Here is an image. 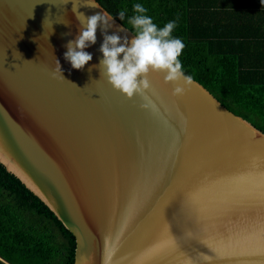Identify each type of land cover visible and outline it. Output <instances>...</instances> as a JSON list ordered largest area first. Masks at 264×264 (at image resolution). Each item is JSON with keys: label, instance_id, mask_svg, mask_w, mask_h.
<instances>
[{"label": "water", "instance_id": "95a60500", "mask_svg": "<svg viewBox=\"0 0 264 264\" xmlns=\"http://www.w3.org/2000/svg\"><path fill=\"white\" fill-rule=\"evenodd\" d=\"M73 5L110 14L97 0H0V163L74 235L75 264H264V133L193 78L152 73V105L128 100L88 70L102 26L73 69Z\"/></svg>", "mask_w": 264, "mask_h": 264}, {"label": "trees", "instance_id": "16d2710c", "mask_svg": "<svg viewBox=\"0 0 264 264\" xmlns=\"http://www.w3.org/2000/svg\"><path fill=\"white\" fill-rule=\"evenodd\" d=\"M97 1L134 34L129 20L135 3L145 5L158 28L175 21L172 35L185 43L179 58L184 74L264 133V65L251 64L258 56L257 37L247 29L260 2ZM75 254L74 235L0 163V264H75Z\"/></svg>", "mask_w": 264, "mask_h": 264}, {"label": "clouds", "instance_id": "9594fccd", "mask_svg": "<svg viewBox=\"0 0 264 264\" xmlns=\"http://www.w3.org/2000/svg\"><path fill=\"white\" fill-rule=\"evenodd\" d=\"M84 6L98 7L88 4ZM72 10L79 22L80 32L74 40L66 44L64 57L73 69L82 71L92 61V55L85 49L96 44L97 30L102 26L104 39L100 52L103 58L99 65H93L88 70L91 72L93 68H98L101 77L106 78L113 89L128 100L139 97L144 101L141 107L147 109L152 105L147 95V90L151 88L148 77L152 73L163 74L165 82L176 84L183 80L185 84L191 83L192 78L185 76L179 59L185 43L172 35L177 27L175 21H169L162 28H158L153 19L146 15L145 5L135 3L134 15L129 20L135 36L129 42L127 36L122 39L118 34H108V29L114 26V18L107 12L85 16L74 5ZM119 18L124 19V11H120ZM64 24L68 26L69 23ZM119 31L122 29H117ZM57 73L60 74L59 77ZM51 75L53 79L65 80L58 60ZM184 93L185 87L174 88V96H182Z\"/></svg>", "mask_w": 264, "mask_h": 264}, {"label": "crops", "instance_id": "0c3cea01", "mask_svg": "<svg viewBox=\"0 0 264 264\" xmlns=\"http://www.w3.org/2000/svg\"><path fill=\"white\" fill-rule=\"evenodd\" d=\"M252 1L254 2L255 0ZM257 1L260 2L258 6L260 13L254 15V21L248 25L247 29L252 35L257 37V39L253 41L257 44L258 56L255 57L251 64H256L257 67H259L264 65V0Z\"/></svg>", "mask_w": 264, "mask_h": 264}]
</instances>
